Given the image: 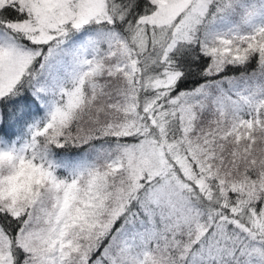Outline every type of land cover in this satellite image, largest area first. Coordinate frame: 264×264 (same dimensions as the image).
<instances>
[{"label": "snow or ice", "instance_id": "snow-or-ice-1", "mask_svg": "<svg viewBox=\"0 0 264 264\" xmlns=\"http://www.w3.org/2000/svg\"><path fill=\"white\" fill-rule=\"evenodd\" d=\"M0 264H264V0H0Z\"/></svg>", "mask_w": 264, "mask_h": 264}]
</instances>
